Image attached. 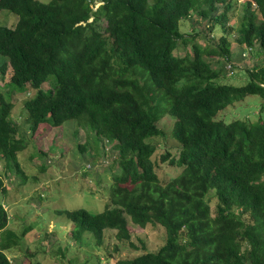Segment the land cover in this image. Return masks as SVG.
Returning <instances> with one entry per match:
<instances>
[{"label":"trees","instance_id":"obj_1","mask_svg":"<svg viewBox=\"0 0 264 264\" xmlns=\"http://www.w3.org/2000/svg\"><path fill=\"white\" fill-rule=\"evenodd\" d=\"M0 10L18 18L0 21V76L13 91L37 90L24 104L31 131L79 121L119 151L104 210H65L73 238L101 245L114 229L130 241V217L164 227L165 241L116 264H264V0H0ZM234 41L263 59L240 69ZM236 68L244 85L226 80ZM7 94L0 89V160L21 172L26 139ZM249 95L262 98L255 122L218 117ZM164 115L175 118L181 150L170 162L181 171L162 182L157 168L170 154L150 139L165 136ZM10 220L0 203V264H14Z\"/></svg>","mask_w":264,"mask_h":264},{"label":"rangeland","instance_id":"obj_2","mask_svg":"<svg viewBox=\"0 0 264 264\" xmlns=\"http://www.w3.org/2000/svg\"><path fill=\"white\" fill-rule=\"evenodd\" d=\"M99 4L97 2L95 8ZM241 14L240 5L233 8L231 22L237 21ZM17 19L8 10H0L2 24L13 26ZM105 25L104 22L103 26ZM191 28L189 21L182 22V31L188 32ZM233 43V58L239 61L240 69L251 67L263 59V54L256 55L253 51L244 57L242 47L235 41ZM253 49L260 50L259 45L256 44ZM179 52L184 54L181 49ZM240 69H233L234 74L228 71L226 80L244 85L248 77L243 78ZM51 79L54 80V77ZM7 81L8 79L4 80L0 76V89L12 94V98L7 94V98L15 104L11 118L20 124L21 133L19 132L18 137L26 139V147L18 153L20 168L25 176L22 171L8 168L5 160H0V177L6 188L4 194L0 192V203L5 205L11 218L7 229H12L20 236L16 239V244L6 250L12 262L116 264L120 259L158 250L165 241V228L152 224L142 227L134 224L130 217V241L119 240L114 229L105 230L101 245L89 235L81 239L73 238V224L66 217L65 210L85 208L93 213L104 210L109 200L113 174L119 172V151L113 146L114 142L104 137L98 138L96 133L79 121H68L62 127L51 128L48 132L39 129L34 133L27 121L28 114L24 104L37 90L28 85L26 90L17 88L13 91L12 86L6 84ZM51 86L50 82H46L43 88L49 89ZM260 102L262 98L259 96H246L228 106L218 117L225 122L234 118L251 119L255 122ZM174 122V117L164 115L158 125L165 131V136L150 139L157 145L159 156L170 154V158L159 162L157 168L162 182L177 176L181 171L180 167L170 162L172 158L179 156L181 150L180 143L172 136ZM213 195L214 192H211L209 197L212 198L214 212ZM24 230L26 235L22 236Z\"/></svg>","mask_w":264,"mask_h":264}]
</instances>
